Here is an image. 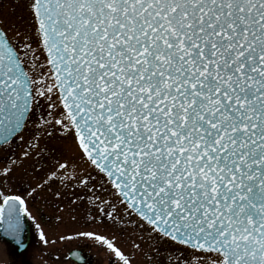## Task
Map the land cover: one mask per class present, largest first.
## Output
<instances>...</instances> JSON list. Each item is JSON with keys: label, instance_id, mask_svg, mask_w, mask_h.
Wrapping results in <instances>:
<instances>
[{"label": "snow or ice", "instance_id": "1", "mask_svg": "<svg viewBox=\"0 0 264 264\" xmlns=\"http://www.w3.org/2000/svg\"><path fill=\"white\" fill-rule=\"evenodd\" d=\"M28 10L25 29L0 27V148L37 96L55 94L62 111L45 123L101 174L93 187L91 173L77 177L99 213L146 232L157 255L168 245L162 264H264V0H29ZM24 217L25 199L0 191V228L20 247ZM79 235L130 264L115 237Z\"/></svg>", "mask_w": 264, "mask_h": 264}, {"label": "rangeland", "instance_id": "2", "mask_svg": "<svg viewBox=\"0 0 264 264\" xmlns=\"http://www.w3.org/2000/svg\"><path fill=\"white\" fill-rule=\"evenodd\" d=\"M28 3L29 0H0V27L11 29L9 35L16 28H26L31 15ZM53 101L55 107L50 106ZM61 111L55 94L50 99L37 96L32 101L23 131L6 148L10 151L7 153L5 148H0V169L5 166L11 168L6 179L0 175V191L24 196L31 217L28 247L16 256L11 246L0 242V264H72L66 254L77 247L84 249L92 264H119L105 246L79 235L83 232H93L110 240L115 237L112 242L129 257L130 264H148L147 257H152L153 264H162V258L169 254L165 251L168 245H158L161 251L157 255L151 250L155 242L147 239L146 232L133 224L114 222L103 216L87 199L92 193L83 194L80 188L83 185L78 183L77 177L91 173L90 187H93L101 175L81 158L82 154L70 134L53 132L52 128H48L45 121L54 124V117ZM25 152L30 155H23ZM65 162L71 168L58 167V163ZM56 192L61 195L56 196ZM98 194L108 198L104 192ZM41 216L45 217L44 222ZM132 219L137 220L134 216ZM134 244L141 247L137 249Z\"/></svg>", "mask_w": 264, "mask_h": 264}, {"label": "water", "instance_id": "3", "mask_svg": "<svg viewBox=\"0 0 264 264\" xmlns=\"http://www.w3.org/2000/svg\"><path fill=\"white\" fill-rule=\"evenodd\" d=\"M23 221H24V228H23V231L20 235V239L23 242V247L18 246L16 243V240L11 235L6 234L4 232V230L2 228H0V239L12 244L13 246H15L17 249V252H20L21 250H23L27 246V244L29 243V229H28V223L26 222L25 217L23 218ZM70 257L73 258V260L80 262V260L73 257V255H71V254H70Z\"/></svg>", "mask_w": 264, "mask_h": 264}, {"label": "flooded vegetation", "instance_id": "4", "mask_svg": "<svg viewBox=\"0 0 264 264\" xmlns=\"http://www.w3.org/2000/svg\"><path fill=\"white\" fill-rule=\"evenodd\" d=\"M80 188L82 189V192H83V194H85V195L88 194V193H91V192H88L83 186L80 187ZM28 207H29V204L27 205V208H28ZM40 219H41V221H43V222L45 221V217H44V216H41ZM11 249H12V251H14L13 248H11ZM16 256H17V255H16ZM87 259H88V258H87ZM87 264H91V262H90V261H89V262L87 261Z\"/></svg>", "mask_w": 264, "mask_h": 264}]
</instances>
